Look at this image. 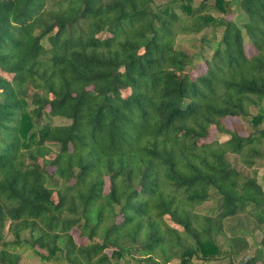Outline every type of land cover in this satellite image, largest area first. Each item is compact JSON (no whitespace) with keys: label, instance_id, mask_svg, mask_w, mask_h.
<instances>
[{"label":"trees","instance_id":"1","mask_svg":"<svg viewBox=\"0 0 264 264\" xmlns=\"http://www.w3.org/2000/svg\"><path fill=\"white\" fill-rule=\"evenodd\" d=\"M261 168L264 0H0V264H264Z\"/></svg>","mask_w":264,"mask_h":264},{"label":"rangeland","instance_id":"2","mask_svg":"<svg viewBox=\"0 0 264 264\" xmlns=\"http://www.w3.org/2000/svg\"><path fill=\"white\" fill-rule=\"evenodd\" d=\"M165 0H155L156 3H161ZM196 37H199V35H197ZM192 41H189L188 40V37L187 36H179L177 38V41H176V46L182 50H185L187 51L188 53H194L196 51V48L191 46L192 45ZM245 51L246 53H251L252 52V48L250 46V44H248L246 41H245ZM60 120H54V122H59ZM242 122L244 123V132L249 129V126L247 125V123L239 118H236V117H228L226 118L225 120V123L228 125V126H231L232 122ZM242 131V132H243ZM215 135H210L209 139H212L214 138ZM217 138H219L220 140H223L226 138V136H216ZM228 159L231 160V161H234L235 160V157L233 155H228ZM234 165L236 168L240 169L241 171L243 172H246V169L238 162V161H234ZM264 174V168H261L258 172V175H259V181H261V178H262V175ZM212 205V202L211 201H207V202H204L201 207H209ZM236 224L237 226H239V228H245V229H252V221L247 217H237V216H234V217H229L225 220V225H226V231L229 232L231 229H234L233 225ZM259 239V234L257 231H254L252 236L249 237V242L250 243H253V241H257ZM78 240V239H77ZM242 258V257H241ZM241 258H235L233 261L234 263H238L240 262V259ZM18 264H41L40 262V259L35 256L34 254L32 253H25L19 260V263ZM205 264H229V261L228 259L226 258H222V259H219V260H210L208 262H206Z\"/></svg>","mask_w":264,"mask_h":264}]
</instances>
